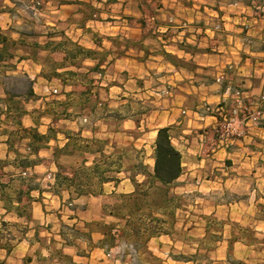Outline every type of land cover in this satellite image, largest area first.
I'll list each match as a JSON object with an SVG mask.
<instances>
[{"label":"crops","instance_id":"crops-1","mask_svg":"<svg viewBox=\"0 0 264 264\" xmlns=\"http://www.w3.org/2000/svg\"><path fill=\"white\" fill-rule=\"evenodd\" d=\"M9 45L3 75L25 74L35 95L23 94L17 124L0 83V219L21 230L1 254L29 264L73 256L82 237L64 235L63 225L114 216L107 202L117 193L123 200L165 189L189 208L192 193H202L207 207L231 215L264 204V119L226 149L214 135L217 117L203 109L231 101L230 85L264 111V0H2L0 49ZM163 127L183 168L168 185L154 176ZM76 137L102 148L77 149ZM82 170L95 189L76 184ZM68 200L75 208L62 210ZM152 215L166 224L163 211Z\"/></svg>","mask_w":264,"mask_h":264},{"label":"rangeland","instance_id":"rangeland-1","mask_svg":"<svg viewBox=\"0 0 264 264\" xmlns=\"http://www.w3.org/2000/svg\"><path fill=\"white\" fill-rule=\"evenodd\" d=\"M68 46L73 49V46ZM11 51L10 45L5 50L0 49L5 57ZM3 74L4 70L0 69V83H4V87L15 95L12 99L13 106H21L23 94L30 88L29 79L22 73L9 78H5ZM166 91L168 88L161 92ZM88 121L87 116L82 119L83 123ZM75 139L77 149L86 147L95 153L102 148L99 142L83 144L78 137ZM132 153V150H127L126 157L131 158ZM128 164L131 162L128 161ZM24 171L27 172L26 175L23 174ZM21 176L29 178L28 170L22 169ZM95 182L89 170H82L76 178V184L87 189H95ZM224 195L225 199L235 197L231 192ZM205 196L207 195L193 192L190 199L192 206L189 208L187 198L184 200L181 194L165 189L143 192L140 196L133 194L123 200L120 193H117L107 202V213L111 212L114 216L107 214V218L80 228L63 225L64 235L82 237L77 243L79 252L73 256L62 252L57 258L31 264H264V204L259 203V208L236 209L235 215H231L227 209L213 211L211 207H207L202 198ZM74 208L75 203L68 200L61 209ZM183 209L186 210L185 213ZM161 211L168 216L164 225L159 217L152 215L153 212ZM126 212L129 214L128 218ZM12 223L0 219V245L10 248L16 244L21 231ZM169 230L173 232L171 239L150 240L153 235ZM69 241L72 243L74 240ZM0 264H29V260L15 255L8 258L0 253Z\"/></svg>","mask_w":264,"mask_h":264},{"label":"built area","instance_id":"built-area-1","mask_svg":"<svg viewBox=\"0 0 264 264\" xmlns=\"http://www.w3.org/2000/svg\"><path fill=\"white\" fill-rule=\"evenodd\" d=\"M221 80L222 77L217 78V81ZM227 90L233 94L231 101L221 102L216 107L205 104L203 109L204 112L217 117L214 130L218 145L222 148L231 149L235 141L242 139L252 126L263 123L264 111L247 102L241 88L229 85ZM23 174L26 175L27 172L24 171ZM69 204L72 205V203Z\"/></svg>","mask_w":264,"mask_h":264},{"label":"trees","instance_id":"trees-1","mask_svg":"<svg viewBox=\"0 0 264 264\" xmlns=\"http://www.w3.org/2000/svg\"><path fill=\"white\" fill-rule=\"evenodd\" d=\"M5 50V49H2ZM87 55L89 54L88 51ZM10 56L12 53L9 54ZM8 55V56H9ZM4 57L3 53L0 52V60H2ZM9 68L14 69V64H8ZM28 78V77H27ZM29 79V78H28ZM30 82V88L29 90L24 93L26 96H34V90H33V81L29 79ZM7 97L3 100L8 105L9 109H14L16 115L11 118L12 121H14L17 124H20V121L18 119L19 115L23 113V110L21 106H13L12 99L15 98V95L10 93L9 90H7ZM3 110L0 107V113H2ZM182 157L179 150H177L174 145L172 144L171 140V134L168 127H163L158 130L157 138H156V148H155V178L160 181L161 183L168 185L173 183L182 173ZM34 161H22L20 164L22 166L33 164ZM159 221H161L159 219Z\"/></svg>","mask_w":264,"mask_h":264}]
</instances>
